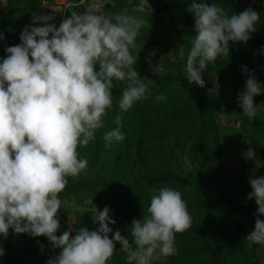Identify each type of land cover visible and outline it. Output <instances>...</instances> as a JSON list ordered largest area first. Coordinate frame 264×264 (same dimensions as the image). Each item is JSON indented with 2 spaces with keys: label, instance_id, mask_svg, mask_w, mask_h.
I'll use <instances>...</instances> for the list:
<instances>
[{
  "label": "clouds",
  "instance_id": "9594fccd",
  "mask_svg": "<svg viewBox=\"0 0 264 264\" xmlns=\"http://www.w3.org/2000/svg\"><path fill=\"white\" fill-rule=\"evenodd\" d=\"M106 5L115 8L116 0H93L83 12L71 11L59 26L52 15L34 14L32 25L39 26H27L21 43L7 47L6 58L0 59V237L7 238L10 230L46 237L60 249L47 264H109L117 243L127 264H154L177 254L176 234L192 225L181 192L165 186L153 190L147 214L142 220L133 219L127 237L116 230L110 238L109 225L116 221L108 207L92 215L96 230L79 228L73 236L69 228L57 235L60 194L69 177L87 171L88 161L78 149L94 142L104 127L113 107L114 82L126 84L118 101L121 113L147 99L152 82L141 78L132 54L141 27L147 26L145 16L153 11L149 0L119 12L103 11ZM188 11L194 15L196 34L188 38L186 78L189 84L205 87L208 65L229 55L230 42L247 44L260 16L251 8L229 15L225 7L199 0H192ZM243 71L249 73L246 67ZM262 92L264 86L251 72L238 93L244 115H257L254 97ZM113 123L116 127L104 136L109 147L125 139L122 115L117 114ZM190 147L189 142L185 151ZM244 156L256 164L247 199L258 206L255 229L244 239L249 247L264 246V176L255 174L264 165L251 147ZM183 161L185 173L192 171L190 157L185 155ZM40 247L43 251L44 245ZM5 254L0 247V257Z\"/></svg>",
  "mask_w": 264,
  "mask_h": 264
},
{
  "label": "rangeland",
  "instance_id": "374dc122",
  "mask_svg": "<svg viewBox=\"0 0 264 264\" xmlns=\"http://www.w3.org/2000/svg\"><path fill=\"white\" fill-rule=\"evenodd\" d=\"M177 1L149 0L153 11L149 10L145 16L147 26L141 27L137 37V47L132 52L137 59L134 68L141 78L146 77L152 81L149 87L159 90L165 85L173 93L181 94L174 102L171 100L165 104L164 109L172 107L174 110L178 106L183 115L184 112L193 115L198 131L182 133L176 146L175 140L171 139L170 146L156 139L160 138L159 135L154 138V143L144 142L139 135L132 137L133 147L128 151L123 145L118 146L117 142H113L110 147L106 146L104 136L116 127L114 118L121 114L115 105L124 86L114 90L113 100L116 103L113 102L115 111L111 124L97 132L94 142L78 149L80 156L88 161L86 173L76 178L69 177L66 186L69 190L60 194L61 228L57 235H62L69 228L73 230V236L79 228L96 230L98 224L94 223L92 215L96 209L102 211L107 207L109 201L119 203L118 199L135 197L144 213L154 189L144 187L141 182L148 181L147 176L158 169H166L168 164L172 167L171 171L178 173V177L167 187L181 192L192 217L191 227L176 234L175 247L178 251L176 255L170 256L172 261L168 264H264V246L249 247L244 239L255 229L258 209L254 200L247 199L252 191L249 177L255 171L256 164L247 160L244 153L251 147L264 165V92L254 97L257 106L254 118L244 115L238 103V93L245 89L251 72L264 86V0H232L237 3L236 9L225 7L229 15L233 10L239 14L251 8L259 14L260 20L256 24L257 31L247 44L230 42L229 55L208 65L203 74L205 87L189 84L186 78V59L190 47L188 38L196 34L195 21L194 15L188 11L192 0H186L183 5L171 10ZM216 1L199 0L209 4ZM90 2L93 3V0ZM65 3V0H0V24L2 15L11 16L3 24L6 34H2L3 38L0 39V59L6 58L7 47L21 43L20 35L27 26L32 25L34 14L52 15V22L59 26L71 11L85 10L80 5L64 8ZM138 3L139 0H131V3L129 0H116L115 8L106 5L103 11L119 12L124 7L131 10ZM70 4L78 5L77 2ZM129 14L139 15L131 11ZM244 67L249 73L243 71ZM153 109L158 112L162 110L159 105H154ZM189 142L191 147L186 152L185 146ZM151 144L153 149H150ZM185 155L190 157L193 164L192 171L188 172L192 178L185 175ZM204 171L208 172L203 181L191 180ZM117 172L124 174L119 185L112 184L110 180V174ZM137 173L141 176L138 179ZM255 174L258 177L264 176V166ZM126 176L129 181L125 179ZM135 219L142 220L143 215ZM10 235L15 237L17 234L11 230ZM26 240L25 234L18 235L14 243L18 255H23V243ZM39 243L44 245L39 258L31 256L23 264H47L60 251L53 248L46 237H42ZM0 247L5 249L2 237ZM116 248L117 252L110 261L112 264H118L116 256L123 253L119 252L121 245L118 243ZM2 257L0 264H9L7 256ZM165 260L154 264H167Z\"/></svg>",
  "mask_w": 264,
  "mask_h": 264
},
{
  "label": "trees",
  "instance_id": "16d2710c",
  "mask_svg": "<svg viewBox=\"0 0 264 264\" xmlns=\"http://www.w3.org/2000/svg\"><path fill=\"white\" fill-rule=\"evenodd\" d=\"M68 3H74V2H79V0H67ZM186 0H178L177 3L172 7L171 10H173L175 7L178 5H183ZM217 3L223 5L224 7H230L232 9H236V2L232 0H217ZM84 7L83 5H80ZM85 8V7H84ZM171 10H168L169 12H172ZM236 13V11H234ZM11 16L8 14L2 15L1 16V24H0V34H6L5 29H4V23L6 22L7 19H9ZM114 88L113 91L116 89H121L126 87V84L119 83L115 84L114 82ZM124 90V89H123ZM147 99L138 101L134 104V106L127 111L126 113H121L120 109L118 107V103L113 100L114 103H116V110H119L122 115V131L126 136V139L122 142L117 143L118 146L123 145L125 150H130L131 147H133V140L131 139L132 137H135L137 135L140 136L146 143H154L156 142V139H160V141L170 144L171 139L175 140L174 146L178 145L177 140H180V136L182 133H194L198 131V127L194 125L195 120L193 118V115L188 114L187 112H184L185 114L183 115L181 111H179V107L175 105V109L172 110V107L169 109H164L165 104L170 103L171 100L174 102V99L177 98L178 95L181 96V94H176L175 92L173 93L170 91L167 86H162L159 90L157 88H151L149 87V91L146 93ZM159 95H163L165 97L164 100L157 101L156 97ZM189 96H187L188 99ZM155 106H161V111L158 112L157 109H153ZM186 111L188 110L187 105H186ZM114 104L112 109L108 112L107 118L104 120V127L107 126V124H111V120L114 115ZM188 115V116H186ZM188 119V122L186 120ZM186 122V123H185ZM103 130H106L104 128ZM102 130V131H103ZM102 133V132H100ZM157 135L160 136V138H156ZM154 147L151 144L150 149H153ZM139 149V147H138ZM180 166H182L180 164ZM171 166L167 164L166 169H158L155 173H151L149 176L146 178L148 181L142 180L141 185L144 187H149L151 189L158 190L161 187H165L170 185L171 183L175 182V178L178 177V173L175 171H171ZM209 171V170H208ZM208 171H204L203 173H199L197 176L195 175L194 179H191L194 182H199L202 179H205V176ZM135 175V174H134ZM185 175L189 178H192V175L189 174L188 172L185 173ZM184 175V176H185ZM121 178H120V177ZM140 176V173L136 174V179H138ZM124 174L123 172H117V174H110V180H112V184H121L120 182L123 180ZM129 177L126 176L125 179ZM127 181V182H128ZM203 181V180H202ZM201 182V181H200ZM138 184V182H137ZM190 184H193L190 182ZM142 186V187H143ZM143 187V188H144ZM69 187H66L65 191H68ZM119 203H115V201H109V205L107 206L110 209V215L111 218L116 221L115 225H109L112 229L113 232L110 234V238L114 235L116 230H119L122 235L127 237L128 232H127V227L131 225L133 219L136 217H140L143 215V209L142 206L137 203V198L133 197L131 199L127 200H121L118 199ZM136 201V202H135ZM101 207V204H100ZM136 214V215H135ZM144 214H147V209L145 210ZM11 230L9 231V235L7 238H3L4 241V246H5V257L7 256L8 258V263L9 264H20V263H27V261L31 258V256H40V243L39 240L42 237H36L33 238L28 234H25L26 236V242L23 243L24 249H22L23 255H18L15 250L14 243L18 238V235L14 237L10 235ZM131 239V237H129ZM39 243V245H38ZM38 245V246H37ZM4 258V257H1ZM116 262L118 264H127L126 260V254L122 253L116 256ZM3 259H1L0 262H2ZM172 257L166 258L164 261L165 263H171ZM2 264V263H1ZM109 264H112V262Z\"/></svg>",
  "mask_w": 264,
  "mask_h": 264
},
{
  "label": "built area",
  "instance_id": "2783aa9c",
  "mask_svg": "<svg viewBox=\"0 0 264 264\" xmlns=\"http://www.w3.org/2000/svg\"><path fill=\"white\" fill-rule=\"evenodd\" d=\"M66 1V3H65V5H64V8H66L68 5H69V3H68V1L67 0H65ZM90 1H92V0H83V3H80V0H79V2L77 3L78 5H83L85 8L89 5V4H91L92 2H90ZM65 11V10H64Z\"/></svg>",
  "mask_w": 264,
  "mask_h": 264
}]
</instances>
